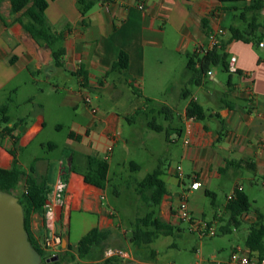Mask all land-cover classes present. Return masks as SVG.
Wrapping results in <instances>:
<instances>
[{
    "label": "crops",
    "instance_id": "1",
    "mask_svg": "<svg viewBox=\"0 0 264 264\" xmlns=\"http://www.w3.org/2000/svg\"><path fill=\"white\" fill-rule=\"evenodd\" d=\"M252 1L99 0L86 15H82L77 0L50 2L47 20L54 32L64 36L61 68L54 66L52 51L40 46L17 21L20 15L11 14L10 2H0V168H12L14 151L26 174L13 193L18 198L25 192L30 177L48 181L49 200L54 206L52 225L66 242L61 252L77 256L79 242L96 228L111 232L108 242L118 240L124 233L116 224V210L104 203L106 190L87 184L83 175L72 172L70 156L75 155L82 170L86 158L104 159L102 148L110 137L123 134V121L131 122L136 114L156 112L149 111L152 104L166 109L170 118L176 113L181 126L174 129L183 138L179 166L188 170L182 180L176 174L177 168L163 172L167 194L160 212L168 219L164 221L173 223L172 219L178 217L181 194L196 179L201 188L191 190L188 196L189 211L194 217L205 214L190 206V200H201L205 195L213 198L214 219L210 223L216 231L228 234L232 228L245 230L247 240L259 216L264 225V52L257 47L264 37V10L240 18ZM232 28L245 34L249 41L233 40ZM219 30L225 31L219 44L227 56L229 70L222 65L214 67L197 84L187 69L188 58L203 57L204 53L197 52L196 47L209 49L210 35ZM122 52L129 56L127 71H112ZM233 58L235 73L230 70ZM61 91L66 95L58 106L72 107L88 117L85 126L79 116L74 117L78 120L73 121L70 132L74 137L69 134V142L62 150L66 162L41 155L46 149H60L54 141L41 137L48 124L50 101L61 96ZM87 94H94L95 100L106 96L117 104L128 99L126 112L122 116L108 112L94 105V101L88 106L84 101ZM180 96L185 103L178 106L175 101ZM192 101L206 111L205 121L186 117ZM22 108L27 111L13 114V110ZM92 108L98 110L96 115ZM62 128L63 124L57 123L56 129ZM187 139L189 145H185ZM168 186L177 187L178 191L173 194ZM217 192H226L225 201L218 200ZM235 193L236 197L229 200ZM238 193L248 196L253 207L235 223L228 206ZM30 228L37 241L49 236L45 217L38 214L32 215ZM125 240L129 246L127 237ZM108 242L107 246L94 249L89 259H76L74 263L101 264L106 260V251L119 249L108 247ZM237 250L250 255L253 264L260 259L246 246L232 247L231 253ZM229 258L215 255L212 261L237 264L230 263Z\"/></svg>",
    "mask_w": 264,
    "mask_h": 264
},
{
    "label": "rangeland",
    "instance_id": "2",
    "mask_svg": "<svg viewBox=\"0 0 264 264\" xmlns=\"http://www.w3.org/2000/svg\"><path fill=\"white\" fill-rule=\"evenodd\" d=\"M241 14H245V12H241ZM240 18L242 19V16ZM41 79L44 80V77ZM75 86L77 87V83H75ZM42 87H46V85L42 84ZM65 95L66 93L61 91V96L51 99L52 107H49L46 113L48 124L41 137V140H52L60 147V149L55 151L48 149L41 151L42 156L57 161L63 158L62 150L69 142L68 136L72 131L73 121L76 120L74 117L79 116V121L83 126L88 122V117L82 111L78 112V110L72 107H64V105L60 107L57 105L58 102L63 100ZM89 95L93 99L94 105L96 103V105H99L108 112L117 113L121 116L126 112L125 106L128 104V99L121 100L119 102L122 103L117 104L109 101L106 96H101L99 100H95L96 96L94 94ZM54 103H56V106L53 107ZM175 103L179 106L181 103H185V100L180 96ZM149 107V111L156 110V112L137 114L134 116L133 121H123L121 127L123 134L119 135V139L114 145L112 156L108 160L109 182L106 188L107 198L104 203L106 207L116 210L118 214L116 224L121 227V231H124V233L119 235L118 240L114 242L110 240L108 247L131 252V260L129 261L139 260L136 259L137 253L135 248L130 244L129 246L127 245L125 237L128 239L136 228L137 220L144 218L151 211V208L148 207L138 193L139 184L148 174L153 173L159 167H161L164 173H167L170 168H177L181 165L183 151V138L174 129V127L179 128L181 126L177 120L176 113H174L173 120L172 117L170 118L166 114H159L158 112L161 111V108L157 104H152ZM82 108H84L83 105ZM26 111L27 109L25 108L16 109L13 110V114L25 113ZM1 116L0 113V118ZM151 121H155L157 125L164 127V131L159 133L150 129L147 123ZM57 123L63 124L61 130L56 129ZM171 139H174L175 142H171ZM63 159H65V162L67 161L65 157ZM133 163L137 164L140 169L133 171ZM183 169V171H188L185 166H183ZM168 189L173 194L178 191V188L174 186H168ZM224 193L217 192L219 201H225ZM190 206L204 211L205 215L197 216V218L203 219L204 217V221L209 223L213 221L214 208L212 197L203 195L201 200H190ZM261 207L264 210V203ZM157 215L163 220H168L165 216L161 215L160 211H158ZM172 222L177 226L173 235L167 237L161 236L148 249L144 248L139 251V255L142 256V261H139L141 264H196L198 261L197 253L205 261H212L215 255L225 260L232 255V247L241 246L245 248L246 246L245 230L236 231L232 228V232L228 234H222L217 230L218 233L215 237L200 239L198 235L190 233L188 222L181 221L178 217H174ZM151 251L157 253L155 261L150 260ZM44 258H49V256L44 253ZM72 264L80 263L73 262Z\"/></svg>",
    "mask_w": 264,
    "mask_h": 264
},
{
    "label": "trees",
    "instance_id": "3",
    "mask_svg": "<svg viewBox=\"0 0 264 264\" xmlns=\"http://www.w3.org/2000/svg\"><path fill=\"white\" fill-rule=\"evenodd\" d=\"M9 1L11 4V14L13 16L20 15L17 21L23 26L24 30L42 47H47L52 51L53 64L57 68L63 67V58L65 56V48L63 46L64 36L61 33H56L50 26L46 11L50 2L56 0H0ZM99 0H77L82 15H86ZM221 3H233L246 0H218ZM264 10V0H253L251 4L244 11L247 13ZM203 26L206 28L207 23L203 20ZM233 40L249 41V39L236 28L231 29ZM258 43V42H257ZM204 56L197 55L189 56L187 69L193 73L194 82L200 81L207 76L211 69L222 65L224 69L229 70L227 65V56L224 53L223 46L218 43L203 52ZM129 67V56L122 52L118 62H116L112 71H119L121 73L127 71ZM167 110H161L162 114H167ZM137 115V114H136ZM186 117L195 121L203 122L207 118V113L204 108L195 101L190 102L186 109ZM134 120V117L131 121ZM150 129L155 132H163L162 126L157 125L155 121L148 123ZM74 134H70L73 138ZM15 157L13 166L9 170L0 168V190L9 194H13L18 188L22 178L26 175L18 161L16 160V153L11 152ZM70 156V155H69ZM71 171L79 173L84 176L87 184L95 186L101 190H106L108 185L109 163L107 160L100 157L86 158V165L82 170L76 164L75 155L72 154ZM139 166L132 164V170H139ZM163 171L161 167L157 168L153 173L148 174L145 179L139 184V195L144 202L151 208V211L136 222V228L133 230L131 236L128 238L130 244L135 248L137 253V260L142 261V256L139 251L144 248H149L161 236H171L174 234L177 226L171 222L164 221L159 217L161 204L165 195L167 194L166 186L162 180ZM51 188L48 181L34 180L30 177L27 180V188L25 192L19 197V202L23 207L25 213V230L29 235V240L36 250L44 258V251L40 248L38 241L31 232L30 221L33 214H38L45 217V204L49 200V193ZM253 202L244 193H238L237 198L230 203L228 210L231 213L232 221L237 223L241 215L251 211ZM111 232L109 230H100L98 228L90 231L78 244L77 256H73L68 251L60 253L59 260L52 264L71 263L76 259H89L96 248H102L110 239ZM246 248L251 253H257L260 259L264 258V225L262 216L258 217V222L250 229V233L246 240ZM68 249H70L68 247ZM150 260L155 261L157 253L151 251ZM130 262V261H128ZM119 258H110L104 260L101 264H127Z\"/></svg>",
    "mask_w": 264,
    "mask_h": 264
},
{
    "label": "built area",
    "instance_id": "4",
    "mask_svg": "<svg viewBox=\"0 0 264 264\" xmlns=\"http://www.w3.org/2000/svg\"><path fill=\"white\" fill-rule=\"evenodd\" d=\"M140 9H143V6H140ZM225 35L224 30H219L217 32H214L210 35L209 37V49L214 47L221 36ZM257 47L264 52V37L258 41ZM208 49H204L201 46L196 47L197 52H204ZM235 62L236 59L231 60L230 64V70L231 72L235 73L236 68H235ZM85 104L88 106L93 105V99L89 94L85 96ZM92 113L96 115L98 113V110L96 108H92ZM193 120V119H191ZM191 132L188 130V134ZM119 138V135H114L109 138V142L106 146H103V152H104V159L105 160H110L113 152V147L116 144L117 140ZM190 141L187 139L185 141V145H189ZM176 174L179 179L184 178V171L181 166L177 167ZM201 188V183L194 179L192 181V184L190 185L189 190H185L181 194V199L179 203V208H178V218L181 221H186L189 223L190 226V233L191 234H196L199 236L200 239H205V238H210V237H215L217 235V231L215 227L209 223L204 221V219L201 218H196L194 217L191 212L189 211L188 207V196L191 190H198ZM242 188H239V191H241ZM236 197V193L233 194L232 196L229 197V200H233ZM45 223L47 225V231L49 233V236L45 237L43 240L38 241V244L40 248L44 251L49 258L53 256H57L61 251H62V246H63V239L62 237L55 231V228L52 225V219H53V213H54V206L50 200L47 201L45 204ZM131 252L128 251H123L120 249H110L106 251L105 257L106 259L110 258H119L123 261H129L131 260ZM197 259L198 261L196 264H220L219 262L215 261H205L203 258L200 257L199 253H197ZM230 263H237V264H253L254 260L251 258L250 255H247L243 253L241 250H237L236 252H233L232 255L230 256ZM257 264H264V259H259L255 261Z\"/></svg>",
    "mask_w": 264,
    "mask_h": 264
},
{
    "label": "water",
    "instance_id": "5",
    "mask_svg": "<svg viewBox=\"0 0 264 264\" xmlns=\"http://www.w3.org/2000/svg\"><path fill=\"white\" fill-rule=\"evenodd\" d=\"M58 260L59 256L43 259L25 230V213L19 198L0 190V264H50ZM127 264L141 263L130 261Z\"/></svg>",
    "mask_w": 264,
    "mask_h": 264
},
{
    "label": "flooded vegetation",
    "instance_id": "6",
    "mask_svg": "<svg viewBox=\"0 0 264 264\" xmlns=\"http://www.w3.org/2000/svg\"><path fill=\"white\" fill-rule=\"evenodd\" d=\"M46 259H48V258H46ZM46 259H45V260H46Z\"/></svg>",
    "mask_w": 264,
    "mask_h": 264
}]
</instances>
